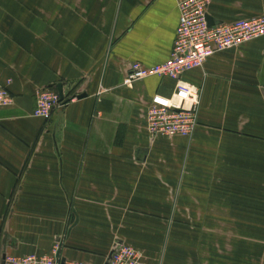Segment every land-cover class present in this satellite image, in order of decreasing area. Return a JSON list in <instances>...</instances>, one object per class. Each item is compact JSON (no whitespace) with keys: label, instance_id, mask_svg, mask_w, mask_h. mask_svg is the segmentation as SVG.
Returning a JSON list of instances; mask_svg holds the SVG:
<instances>
[{"label":"crops","instance_id":"1","mask_svg":"<svg viewBox=\"0 0 264 264\" xmlns=\"http://www.w3.org/2000/svg\"><path fill=\"white\" fill-rule=\"evenodd\" d=\"M263 13L264 0L207 6L213 23ZM178 17L175 0H0L13 97L0 107V259L57 244L59 259L104 264L120 240L142 264H264V36L183 73L197 126L152 137L150 96L174 81H122L132 61L168 58ZM57 84L65 104L33 116L36 89ZM209 219L210 247L186 222Z\"/></svg>","mask_w":264,"mask_h":264},{"label":"built area","instance_id":"2","mask_svg":"<svg viewBox=\"0 0 264 264\" xmlns=\"http://www.w3.org/2000/svg\"><path fill=\"white\" fill-rule=\"evenodd\" d=\"M179 12L178 24L167 59L153 65L132 61L122 84L130 86L136 80L148 76L170 78L174 86L169 95L154 93L150 96L144 122L148 133L154 136H191L197 126L199 88L184 80L186 71L200 68L207 58L217 51L244 41L264 36V13L239 18L230 22L209 24L207 6L210 0H175ZM10 79L0 83V107L10 105L13 97L8 90ZM32 115L48 118L52 111L65 104L58 91L49 87L35 91ZM58 245L50 255H5L0 264H60ZM142 253L135 247L117 240L113 243L110 257L104 264H142ZM63 264H88L68 260Z\"/></svg>","mask_w":264,"mask_h":264},{"label":"rangeland","instance_id":"3","mask_svg":"<svg viewBox=\"0 0 264 264\" xmlns=\"http://www.w3.org/2000/svg\"><path fill=\"white\" fill-rule=\"evenodd\" d=\"M221 143H225V144H229L230 140H221L220 141ZM221 151H229V148L228 146L224 145V144H221ZM189 225V228L192 227L194 229H197V228H200L201 230H209V232H202L200 235L198 234L197 235V241L198 243H204L205 245L206 244H209V247L211 246V242H212V237H211V234H210V230H211V220H200V221H195V220H192V221H186ZM210 248H208V251L207 253L209 254L210 253Z\"/></svg>","mask_w":264,"mask_h":264},{"label":"water","instance_id":"4","mask_svg":"<svg viewBox=\"0 0 264 264\" xmlns=\"http://www.w3.org/2000/svg\"><path fill=\"white\" fill-rule=\"evenodd\" d=\"M207 20H208V23H209V24H213V22H212V20H211V18H210V17H208V16H207ZM56 86H57V88H58V93H59V96H60V98H62V93H61V88H60V85H59V84H57ZM110 252H111V251H110ZM110 252H109V254H108V257H110ZM4 256H5V255H2V257H1V258H4ZM63 262H64V259H61V262H60V264H63Z\"/></svg>","mask_w":264,"mask_h":264}]
</instances>
